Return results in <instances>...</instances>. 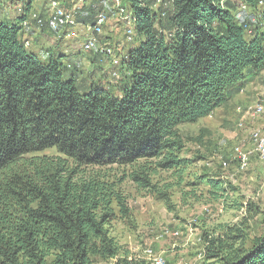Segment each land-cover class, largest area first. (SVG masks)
Wrapping results in <instances>:
<instances>
[{"label": "trees", "instance_id": "1", "mask_svg": "<svg viewBox=\"0 0 264 264\" xmlns=\"http://www.w3.org/2000/svg\"><path fill=\"white\" fill-rule=\"evenodd\" d=\"M32 1L0 19V264H144L111 233L130 217L120 184L165 197L153 183L159 171L183 182L192 161L180 127L264 70V0H124L136 46L113 86L84 84L63 55L29 52L20 24ZM210 176L189 185L218 199L226 181ZM248 229L242 221L205 234L201 264H264V233Z\"/></svg>", "mask_w": 264, "mask_h": 264}, {"label": "rangeland", "instance_id": "2", "mask_svg": "<svg viewBox=\"0 0 264 264\" xmlns=\"http://www.w3.org/2000/svg\"><path fill=\"white\" fill-rule=\"evenodd\" d=\"M35 1L38 5L35 11H38L40 6L46 14L49 12L50 0ZM61 1L68 8L75 2ZM10 4L11 9L6 10L10 13L8 18L13 15L15 20L17 12L14 8L17 3L13 1ZM92 4L93 10H105L109 15L108 22L112 23V36H108L104 40L105 43L119 45L117 49L123 51L130 45L136 46V42L126 41L120 17L110 0H93ZM6 11L2 14L7 13ZM107 31L105 27V35ZM87 34L83 38L79 37L75 41L71 38L72 42L64 43L69 42V49L78 52L77 68L73 67L75 74L84 79V84L92 81L102 85H116L122 74H118L116 79L113 77L112 73L118 71L116 67H112L113 62H110L109 58H105L104 62L94 52L82 49ZM38 47L33 43L27 49L44 60L42 52L45 51L41 48L39 50ZM54 53L57 56L61 51L55 50ZM64 53L68 55L67 52ZM65 78H71L70 74L65 72ZM79 88L87 92L83 87ZM263 93L264 74H259L212 115L180 127L185 141L182 156L190 159L192 163L187 168L182 183H179V179L170 171H159L154 176L153 183L160 192L167 194L165 197L153 189H139L128 178L120 184V190L129 203L130 217L112 222L111 233L133 258L144 264H152L145 253V249L152 248L155 253L166 259V264H201L207 245L205 234L214 237L221 235L226 226L242 221L249 227L248 232L251 235L264 233V162H261L254 152L255 144L251 138L253 129L264 127V113L256 119L237 110L238 106L246 107L263 100ZM236 145L251 151V164L247 170H240L234 158L233 149ZM224 161L228 162L226 168L222 166ZM110 169L109 174H116L117 178L122 176V172L114 167ZM202 173L208 174L209 177L212 176L210 174L218 173L226 181L228 192L216 199L208 186H190L189 183L195 181V177ZM166 229L178 230L181 234L178 237L165 235ZM94 264L115 262L97 259Z\"/></svg>", "mask_w": 264, "mask_h": 264}, {"label": "built area", "instance_id": "3", "mask_svg": "<svg viewBox=\"0 0 264 264\" xmlns=\"http://www.w3.org/2000/svg\"><path fill=\"white\" fill-rule=\"evenodd\" d=\"M2 0H0L1 3ZM71 8H65L61 0H50V10L46 13H41L40 11H31L29 16L22 20L21 27L29 28L31 21L35 22L38 26H47L51 31L59 33L63 29H66L64 36L66 38L76 37L75 33L70 29L76 27L79 23L78 21V10L85 4L87 0H74ZM110 3L116 7L117 15H119V21L122 23L124 28V37L127 42L132 43L135 39V27L132 18V14L127 10L125 5H123V0H110ZM245 8V7H243ZM109 21V15L105 10L96 9L94 17L89 25V30L85 41L82 44V49L87 52H94L104 61L105 58H109L115 64H120L119 59L115 58L116 52H122L123 50H118L116 44L105 43L102 41L105 27ZM23 43L26 47L30 45V40L24 38ZM126 53L122 54L121 60L125 58ZM105 62V61H104ZM103 64V63H102ZM107 65V63H104ZM113 77L117 78L119 75L118 71H114ZM118 75V76H117ZM264 95V93H263ZM237 110L245 113L250 118H259L264 113V99L258 102L251 103L246 107L238 106ZM241 126L242 123H241ZM251 138L255 144L254 152L258 155L261 162H264V127L261 129H253L251 132ZM234 158L238 162V167L240 170H247L251 164V151L244 149L243 147L236 145L233 149ZM223 167L228 166V162L224 161L222 163ZM165 235L180 236V231H170L166 229L164 231ZM145 253L151 260L152 264H166V259L154 252L152 248L145 249Z\"/></svg>", "mask_w": 264, "mask_h": 264}, {"label": "crops", "instance_id": "4", "mask_svg": "<svg viewBox=\"0 0 264 264\" xmlns=\"http://www.w3.org/2000/svg\"><path fill=\"white\" fill-rule=\"evenodd\" d=\"M13 1H15L17 3V4H15V8H14V10H16V12H17L16 17L21 16V15H23V13L26 12L24 10V8H25L24 2H26L27 0H2L0 3V17H1L0 19L8 20V21L13 20V18H14L13 15H12V17L8 18V15H10V13L7 12L8 9H11L10 2H13ZM92 2H93V0H87L85 2V4L82 5V7H80V10H78V21H79V23L76 27H73L70 29L76 35V37H74V39H72L74 41L77 40V38H79V37L83 38L84 35H86L88 33L90 22L92 21L94 14H95V10H93V8H92L94 6L92 4ZM31 3H32V6L30 9V12L35 11V8L38 6L37 2L35 0H33ZM39 8L40 9L38 11H40L41 13H45V11L42 10V7L39 6ZM4 11H6L7 13H4V15H3L2 12H4ZM29 13H28V16H29ZM111 26H112V23L108 22V25L106 26V29H108V31H107L108 33H106L107 35L104 34V37L102 39L103 42L108 36H112L113 27H111ZM65 31H66V29H63L59 33H56V32L51 31L46 25L45 26H38L35 22L31 21L30 27L24 28L22 30V39H24V38L29 39L31 42L30 45L34 43L36 46H39L38 47L39 50L41 48V50L45 51V52H42L44 57H47L50 53L55 54L54 53L55 50L61 51L60 55L67 57L65 59L67 60L68 68H73V67L77 66L76 62H78L79 56H77V53H78L77 51L72 52L70 50L71 48H70L69 42L67 44H64L65 41H71L72 42L71 39L67 40V38L64 36ZM128 47L134 48L135 46L130 45ZM63 51L67 52L68 55H65V53ZM125 53H126L125 50L123 51V53L117 51L115 58L118 57V59H120L122 54H125ZM112 67H116L117 69H119L120 64L112 63ZM259 74H264V70L261 71ZM258 76L259 75H257L256 77H258Z\"/></svg>", "mask_w": 264, "mask_h": 264}, {"label": "bare ground", "instance_id": "5", "mask_svg": "<svg viewBox=\"0 0 264 264\" xmlns=\"http://www.w3.org/2000/svg\"><path fill=\"white\" fill-rule=\"evenodd\" d=\"M9 7V6H8Z\"/></svg>", "mask_w": 264, "mask_h": 264}]
</instances>
